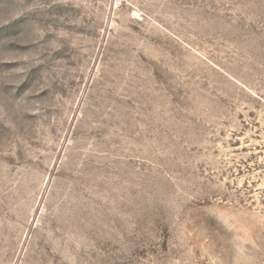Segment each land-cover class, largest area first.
<instances>
[{"label": "rangeland", "instance_id": "374dc122", "mask_svg": "<svg viewBox=\"0 0 264 264\" xmlns=\"http://www.w3.org/2000/svg\"><path fill=\"white\" fill-rule=\"evenodd\" d=\"M0 264H264V0H0Z\"/></svg>", "mask_w": 264, "mask_h": 264}]
</instances>
